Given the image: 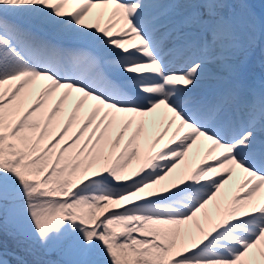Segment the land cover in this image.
<instances>
[{"label": "snow or ice", "instance_id": "1", "mask_svg": "<svg viewBox=\"0 0 264 264\" xmlns=\"http://www.w3.org/2000/svg\"><path fill=\"white\" fill-rule=\"evenodd\" d=\"M257 53L264 0H0V264H264Z\"/></svg>", "mask_w": 264, "mask_h": 264}, {"label": "rangeland", "instance_id": "2", "mask_svg": "<svg viewBox=\"0 0 264 264\" xmlns=\"http://www.w3.org/2000/svg\"><path fill=\"white\" fill-rule=\"evenodd\" d=\"M257 3H259V0H256ZM255 70V71H254ZM251 71L255 74L257 78L260 76L264 75V66L261 64V58L259 54L257 53L256 57L253 59L252 64H251ZM258 73V74H257ZM9 250L10 251H15L19 255H24L22 251H20L19 248L15 246V244L11 241H9ZM9 260L15 263V259L11 256H9Z\"/></svg>", "mask_w": 264, "mask_h": 264}]
</instances>
